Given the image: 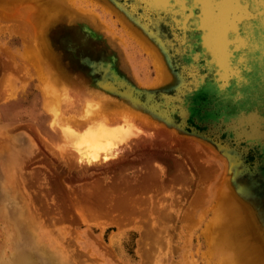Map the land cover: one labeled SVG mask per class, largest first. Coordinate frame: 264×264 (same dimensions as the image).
<instances>
[{
	"label": "rangeland",
	"instance_id": "374dc122",
	"mask_svg": "<svg viewBox=\"0 0 264 264\" xmlns=\"http://www.w3.org/2000/svg\"><path fill=\"white\" fill-rule=\"evenodd\" d=\"M43 75L146 135L61 153ZM0 264H264V0H0Z\"/></svg>",
	"mask_w": 264,
	"mask_h": 264
},
{
	"label": "bare ground",
	"instance_id": "6f19581e",
	"mask_svg": "<svg viewBox=\"0 0 264 264\" xmlns=\"http://www.w3.org/2000/svg\"><path fill=\"white\" fill-rule=\"evenodd\" d=\"M42 79L48 82L43 109L45 108L53 119L50 128L54 132L50 136L57 137L59 140H67V143L62 146L58 144L61 153L70 146L78 154L80 163L94 165L101 161L110 162L124 156L125 148L121 147L123 144L128 143L127 145H129L134 138L146 135L137 123L141 118L140 115L130 111L119 101L104 103L100 100L102 103H92L87 100L84 114L80 116L62 112L59 92L54 89L55 87L52 88L53 90L50 89L52 84H50L49 78L43 75ZM74 96L76 99L81 97L80 94L75 93ZM66 99H68L66 102L68 106L72 108L71 103H73V109H75L77 101L73 100V96ZM78 107H81L80 103H78ZM16 109L17 105H14L12 110L16 111ZM42 112L44 113V111ZM46 117L48 116L46 115ZM46 125L45 118L41 121V128L49 133ZM82 139L86 140V146L81 145ZM17 155L19 156V153Z\"/></svg>",
	"mask_w": 264,
	"mask_h": 264
}]
</instances>
